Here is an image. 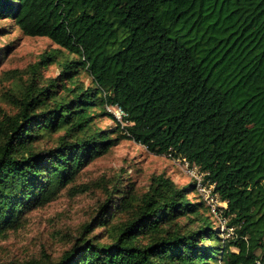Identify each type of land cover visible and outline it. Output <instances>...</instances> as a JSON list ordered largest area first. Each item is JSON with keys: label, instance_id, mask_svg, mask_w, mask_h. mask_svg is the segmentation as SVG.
Returning a JSON list of instances; mask_svg holds the SVG:
<instances>
[{"label": "trees", "instance_id": "16d2710c", "mask_svg": "<svg viewBox=\"0 0 264 264\" xmlns=\"http://www.w3.org/2000/svg\"><path fill=\"white\" fill-rule=\"evenodd\" d=\"M1 19L56 47L0 120V239L124 139L198 167L233 229L158 174L114 182L58 259L22 264H264V0H0Z\"/></svg>", "mask_w": 264, "mask_h": 264}, {"label": "rangeland", "instance_id": "374dc122", "mask_svg": "<svg viewBox=\"0 0 264 264\" xmlns=\"http://www.w3.org/2000/svg\"><path fill=\"white\" fill-rule=\"evenodd\" d=\"M5 20H0V29L3 30L0 31V47L9 48L3 51L5 54H0V120L16 113L18 108L15 94L18 88L37 75L32 66L37 64L41 53L56 47L47 38L22 35L19 29ZM59 69L55 64L42 66L39 75L43 78L54 77ZM80 78L85 85L89 83L86 74H82ZM108 111L114 112L115 108H108ZM96 126L110 131L116 125L112 120L101 116L96 120ZM189 173L183 161L164 154H152L140 144L121 140L108 153L83 167L75 181L64 187L55 200L29 211L21 227L10 230L1 237L0 264H22L32 259H58L70 247L85 223L94 224L102 216L104 208L101 206L114 182L119 190L128 191L133 188V191L141 193L147 188L152 175L165 174L178 186H185L194 181ZM118 193L116 191L114 195L117 196ZM191 196L192 194L188 197ZM225 206L226 204L219 205V210ZM218 218L221 219L218 230H225L224 237L230 236L233 229L226 230L227 220Z\"/></svg>", "mask_w": 264, "mask_h": 264}, {"label": "built area", "instance_id": "2783aa9c", "mask_svg": "<svg viewBox=\"0 0 264 264\" xmlns=\"http://www.w3.org/2000/svg\"><path fill=\"white\" fill-rule=\"evenodd\" d=\"M113 113L117 119H120L122 112L119 110V108H115ZM176 160L185 162L188 172H190L189 175L195 180L197 191L200 197L210 207L211 212L220 217V213H218L221 212V209L219 210V205H225L226 203L221 202L218 194L214 192V184H211L205 180V173L200 171L198 167L190 166L185 159Z\"/></svg>", "mask_w": 264, "mask_h": 264}]
</instances>
